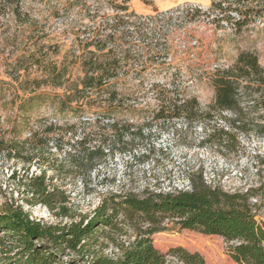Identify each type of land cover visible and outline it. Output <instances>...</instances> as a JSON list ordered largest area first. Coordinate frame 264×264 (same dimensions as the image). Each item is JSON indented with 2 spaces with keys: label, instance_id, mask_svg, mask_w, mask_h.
Segmentation results:
<instances>
[{
  "label": "rangeland",
  "instance_id": "1",
  "mask_svg": "<svg viewBox=\"0 0 264 264\" xmlns=\"http://www.w3.org/2000/svg\"><path fill=\"white\" fill-rule=\"evenodd\" d=\"M112 2L21 0L18 6L6 7L0 0V138L23 140L35 131L41 136L46 124L56 122L62 126L75 124L78 129L75 139L92 129L95 132L92 137L96 139L93 143H99L101 133L115 134L110 126L113 121L133 124L132 129L148 123L145 131L149 138L136 140L134 146L137 155L149 145L155 147V152L140 160L114 149L101 160L91 178L84 181L80 172H59L51 166L52 160L43 163L46 181L57 187L54 210L26 186L28 173L39 174V157L36 155L37 162L30 163L0 154V210L21 205L34 219L69 222L82 214L92 215L103 198L101 193L107 190L140 194L146 188L188 189L190 179L202 175L208 184L225 191L251 192L249 202L256 218L264 221V137H259L252 126L247 131L232 130L231 137L235 136L237 142L233 139L221 145L217 138L209 136L213 124L228 128L224 116L232 117L230 111L213 107L216 66L232 65L244 49L256 52L264 66V0L231 1L237 4L244 19L238 28L218 27L212 22L215 16L209 13L192 18L185 11L187 3L208 6L211 0H129L131 8L145 22L148 36L146 42L139 41L135 33L129 39L141 47L140 57L128 61L118 74L106 75L102 91L83 93L86 110L60 111L55 96V92L61 93L60 89L46 85L33 92L34 80L41 78L36 59L45 63L65 58V62L72 64L74 79L85 76V62L90 53L83 49V44L99 34L105 23L112 22ZM112 90L118 92L125 106L133 109L112 112L108 97ZM163 95L195 98L199 115L195 119L155 118L158 108L164 105ZM100 105L106 108L95 107ZM242 105L250 113L249 118L264 116V107L248 110L256 106L254 100L242 99ZM72 137L73 132L66 133V138ZM52 151H56L54 146ZM48 154L62 158L66 166L69 164L64 152ZM86 181L88 185L84 187ZM65 197L70 215H56L57 206ZM125 228L126 233L120 239L133 240V230ZM112 236L110 227L104 229L95 248L105 246V253L111 255L115 248ZM153 243L164 252L175 246L199 251L208 264H236L230 250L235 241L181 228L175 223H170L169 230L154 234ZM73 256L67 251L64 260ZM169 264L182 263L169 257Z\"/></svg>",
  "mask_w": 264,
  "mask_h": 264
},
{
  "label": "trees",
  "instance_id": "2",
  "mask_svg": "<svg viewBox=\"0 0 264 264\" xmlns=\"http://www.w3.org/2000/svg\"><path fill=\"white\" fill-rule=\"evenodd\" d=\"M20 1L1 0L6 7L18 6ZM231 1H213L205 11L188 5L185 11L192 18L200 13L213 14L215 17L212 22L218 27L225 25L223 19L228 25H232L231 12H239V8ZM112 7V22L105 23L99 34H94L93 39L83 44V49L90 53L85 62V76L76 79L72 77V64L64 61V57L68 55L60 61L48 60L45 63L36 59V69L41 73V78L34 80L33 92L46 85L60 89L61 93L55 92L60 111L86 110V106L82 104L83 93L89 90L102 91L106 75L118 74L128 61L140 57L138 51H142L141 47L129 39L135 33L138 34L139 41L146 42L148 36L145 33V22L131 8L129 0H113ZM217 12L222 13L224 18L219 17ZM243 22L244 19L241 18L233 22V25L238 28ZM213 85V107L230 111L232 117L224 116L228 128L213 124V131L209 136L217 138L221 145L228 144L233 139L237 142L235 136L231 137L232 130L247 131L252 126L259 137H264V122H260L264 116L249 118L250 113H246L245 106L242 105V99H252L256 106L248 110L264 107V66L259 55L250 49H244L232 65L216 66ZM108 97L112 101V112L133 109L132 106L123 104L115 90L109 92ZM161 100L164 105L158 108L155 118L195 119L199 115L200 108L195 98H171L163 95ZM95 107L106 108L105 105ZM149 125L146 123L132 129L133 124L113 121L110 126L115 134L110 136L101 133L99 143H93L96 139L92 137L95 134L92 129L75 139L74 135L78 131L75 124L62 126L50 122L43 127L41 136L35 131L31 137L23 140L0 138V154L7 158H21L30 163L33 160L37 162L36 155L39 157V174L29 176L28 173L26 186L28 191L36 194L41 202L54 210L56 206L53 204V197L57 187L53 182L46 181L47 172L42 168L43 163L52 160L51 166L59 172H80L84 181L85 178H91L101 160L114 149L120 154L129 153L140 160H146L155 152V147L149 145L142 154L137 155L134 145L136 140L144 141L149 138L150 134L145 131V126ZM68 132H73L72 138H66ZM53 146L56 151L65 153L64 157L69 159L67 166L62 163V158L50 157L48 153H58L52 151ZM83 185L86 187L87 181ZM101 195L103 198L92 215L82 214L79 219L69 222L34 219L21 205H10L0 210V264H169V257L182 264H208L199 251L175 246L164 252L154 245L153 235L169 230L170 223L235 241L230 250L236 264H264V221L256 218L249 202L251 192L248 190L228 192L219 186L208 184L200 175L196 179H190L188 189L150 191L146 188L140 194L107 190ZM66 202V197L61 200L56 215H70ZM127 226L133 230V240L120 239L125 235L124 229ZM107 227L112 229L114 235L112 243L115 248L111 255L105 253V246L95 248L100 239L97 237ZM67 251L75 256L64 260Z\"/></svg>",
  "mask_w": 264,
  "mask_h": 264
},
{
  "label": "built area",
  "instance_id": "3",
  "mask_svg": "<svg viewBox=\"0 0 264 264\" xmlns=\"http://www.w3.org/2000/svg\"><path fill=\"white\" fill-rule=\"evenodd\" d=\"M213 1H217V0H211V3L213 2ZM211 3H210V5H211ZM188 5H192L193 7H198V8H200L202 11H205V10H207L208 8H209V6L210 5H208V6H197V5H195V4H192V3H187L186 5H185V8H187L188 7ZM183 7V6H182ZM184 8V7H183ZM217 14L219 15V17H223L222 15V13H220V12H217ZM216 14V15H217ZM231 14H232V18H231V21H232V25H230V26H232V27H234V25H233V22H237V21H239L240 19H241V14L238 12V11H232L231 12ZM213 15V14H212ZM234 15H237V17L234 19ZM213 16H215V15H213ZM224 18V17H223ZM223 23L225 24V25H223V26H221V28H224L225 26H229L228 24H227V22H226V20H224L223 19Z\"/></svg>",
  "mask_w": 264,
  "mask_h": 264
}]
</instances>
